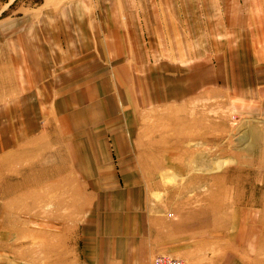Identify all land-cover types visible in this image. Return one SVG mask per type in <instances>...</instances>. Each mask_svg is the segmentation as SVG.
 I'll return each instance as SVG.
<instances>
[{"label":"rangeland","instance_id":"1","mask_svg":"<svg viewBox=\"0 0 264 264\" xmlns=\"http://www.w3.org/2000/svg\"><path fill=\"white\" fill-rule=\"evenodd\" d=\"M86 82L118 112L75 144ZM0 110V264H104L83 198L122 189L167 219L154 248L264 264V0H0Z\"/></svg>","mask_w":264,"mask_h":264},{"label":"crops","instance_id":"2","mask_svg":"<svg viewBox=\"0 0 264 264\" xmlns=\"http://www.w3.org/2000/svg\"><path fill=\"white\" fill-rule=\"evenodd\" d=\"M45 61L47 62V60ZM24 67L26 66L24 65ZM50 70L52 71V69ZM98 76H94L91 82L96 81ZM2 82H5V80L2 79ZM88 83L77 84V89H81V91L73 93L71 100L66 98L68 105L66 108L65 106L63 108L65 112L63 126L66 130L67 137H71L72 135H94L95 137L99 136L100 139L104 134L101 133L98 135L96 130L104 120H108L110 116H115L118 112L115 107L113 94L115 88L112 84L101 82L95 86L87 87ZM136 90L137 92L141 91L140 99L145 101V91H143V88L138 87ZM76 117L77 123L75 122ZM95 137L94 140L96 141ZM109 178H112V176ZM129 179L124 180H127L126 183L134 182L133 180L129 181ZM132 193V191L127 189H122L121 191L107 190V196L112 199H104L105 192L102 195L103 199L100 198V200H98V197L94 198V201L88 198V196L83 198L84 201L89 202L88 205H91L92 208L94 205L98 206V211H94L93 209L90 211L93 216L90 218L92 220H89L88 223L92 225L96 222V225H99V237L105 241L103 247H99L101 251L100 261L104 264H131L134 259H139L141 255L145 257L165 255L180 259V248L185 246V242L178 241L182 246L177 250L175 247L180 244L174 246L175 244L162 242L161 245L154 248V242L148 244L143 241V239L148 237L153 241L154 236H157V233L155 234L154 231H162L159 223L162 222L164 224L167 222V219L162 217L153 227L151 225L148 226L149 223H152V218L145 212L147 207H145L142 199L133 198ZM94 196H96L95 193ZM110 239L113 240L112 243L109 242ZM135 239H141L143 242L135 244L133 242ZM118 240H124L126 245H118ZM82 253L85 255L84 252Z\"/></svg>","mask_w":264,"mask_h":264},{"label":"bare ground","instance_id":"3","mask_svg":"<svg viewBox=\"0 0 264 264\" xmlns=\"http://www.w3.org/2000/svg\"><path fill=\"white\" fill-rule=\"evenodd\" d=\"M26 61V62H25ZM20 60V63L22 64V66H26V64L28 65V62H27V60ZM28 76V75H27ZM27 82H29L28 83V85H27ZM24 83H26L25 85L27 86V89L28 88H32L33 86H34V79L33 80H31V78L29 77L27 80L26 79H24ZM26 88V87H25ZM27 89H25V90H23V92L22 93H24V91H26ZM8 91H10L11 92V90L10 89H8L7 90V92ZM9 92V93H10ZM27 93V92H26ZM1 111V110H0ZM6 111V110H5ZM3 112H4V110H3ZM2 115V114H1ZM77 117L75 118V122L77 123ZM69 137V136H68ZM71 137H73V140H74V143H75V141L78 139L77 138V136L76 137H74V136H71ZM79 137V136H78ZM18 139H15V138H13V140H12V142H16ZM69 140H71V141H73L72 139H69ZM78 140H80V139H78ZM72 143V142H71ZM5 144H12V143H10V142H5ZM5 144H2V146H0V149L2 150L3 149V146H5ZM76 144V143H75ZM77 148V147H76ZM183 262V261H182ZM184 263V262H183ZM185 264V263H184Z\"/></svg>","mask_w":264,"mask_h":264},{"label":"built area","instance_id":"4","mask_svg":"<svg viewBox=\"0 0 264 264\" xmlns=\"http://www.w3.org/2000/svg\"><path fill=\"white\" fill-rule=\"evenodd\" d=\"M150 264H184L181 260L169 256H156Z\"/></svg>","mask_w":264,"mask_h":264}]
</instances>
